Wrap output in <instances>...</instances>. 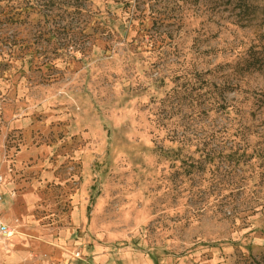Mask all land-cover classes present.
<instances>
[{
    "label": "rangeland",
    "instance_id": "1",
    "mask_svg": "<svg viewBox=\"0 0 264 264\" xmlns=\"http://www.w3.org/2000/svg\"><path fill=\"white\" fill-rule=\"evenodd\" d=\"M12 1L31 7L0 15V210L15 231L0 262L264 264V213L236 220L264 206V178L231 205L223 186L169 182L157 121L173 85L155 83L200 73L230 113L192 127H234L264 152V0Z\"/></svg>",
    "mask_w": 264,
    "mask_h": 264
},
{
    "label": "trees",
    "instance_id": "2",
    "mask_svg": "<svg viewBox=\"0 0 264 264\" xmlns=\"http://www.w3.org/2000/svg\"><path fill=\"white\" fill-rule=\"evenodd\" d=\"M0 3V15L13 22L18 21L16 16H22L31 7L30 3L25 2L18 4V7L12 0H0ZM155 83L161 88L173 85L160 100L162 110L157 121L159 128L167 133L168 144L159 150L161 156L170 162L169 182L180 177L181 191L192 195L223 186L222 190L226 192L225 196L230 205L236 201L234 190H239L236 186L245 182L247 190H255L264 178V152L255 151L249 145L238 147L236 141L240 131L234 127H192L198 120L230 113V108L219 102L216 87L210 85L197 72L177 71L173 75L160 77ZM215 144L225 147L218 149ZM223 164H229L232 168L229 174L233 175L226 180L221 177ZM236 170H240L246 177L238 181L234 177L237 175ZM197 177L202 184L194 183ZM198 189L204 190L198 192ZM212 196L217 201L218 196L214 191L209 194L210 200ZM253 202L256 203V200ZM214 203L215 201L211 204ZM208 205L210 203L206 201V207ZM263 213V205H254L246 208L242 215L239 213L236 220L244 222Z\"/></svg>",
    "mask_w": 264,
    "mask_h": 264
},
{
    "label": "built area",
    "instance_id": "3",
    "mask_svg": "<svg viewBox=\"0 0 264 264\" xmlns=\"http://www.w3.org/2000/svg\"><path fill=\"white\" fill-rule=\"evenodd\" d=\"M2 202H3V196L0 193V204ZM14 234H15L14 229L3 221L0 212V247L1 246L7 247L9 240L13 237Z\"/></svg>",
    "mask_w": 264,
    "mask_h": 264
},
{
    "label": "crops",
    "instance_id": "4",
    "mask_svg": "<svg viewBox=\"0 0 264 264\" xmlns=\"http://www.w3.org/2000/svg\"><path fill=\"white\" fill-rule=\"evenodd\" d=\"M3 202H4V201H3ZM3 202H2V203H3ZM2 203H1V204H2ZM1 204H0V208H1ZM0 212H1V210H0ZM2 218H3V221H4L6 224L9 225V223L5 220V217H4L3 215H2ZM13 239H15V234H14L13 237L9 240V243H8L7 247H5V246H1V247H0V253L4 254V253L6 252V249L11 245ZM2 259L4 260V255H3ZM5 259H6V261H8V257H5ZM3 260H2V261H3ZM14 260H15V261H16V260H19V257L16 256V258H14ZM16 262H17V261H16ZM0 264H2V263L0 262Z\"/></svg>",
    "mask_w": 264,
    "mask_h": 264
}]
</instances>
